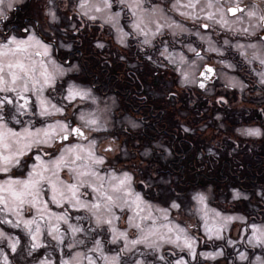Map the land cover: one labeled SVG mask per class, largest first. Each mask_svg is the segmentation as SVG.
<instances>
[{
  "label": "rangeland",
  "instance_id": "obj_1",
  "mask_svg": "<svg viewBox=\"0 0 264 264\" xmlns=\"http://www.w3.org/2000/svg\"><path fill=\"white\" fill-rule=\"evenodd\" d=\"M28 0H4V3L0 5V39H7L10 36H16L17 38L26 39L29 34L36 35L40 40H42L45 44L50 45V55L49 57H43V56H35L34 59L39 62L43 60L45 63L48 62L49 59H51L56 66L63 69L64 75L58 76L56 80V84L54 88H48L45 90L44 95L46 97H49L53 103H56L58 106H66L64 115H54L48 118H41L38 116H28L25 115L23 117L17 116V119H20L22 121L21 124L14 123L10 118L8 119V126L13 128L16 131H20L23 126H29L31 127L34 125L36 128L43 127L45 123H53L57 120L60 121H70L71 125L75 122L80 123L79 116L81 113L87 114V113H94L96 116H98L101 120V122L104 125V128L106 130L101 131H89L85 128V130L89 131L90 134L88 135L89 139H94L96 141L95 150L97 155L105 157V163L103 166H99V171L102 174L107 175L110 172H114L116 175H120L123 172H127L132 177V187L136 192H139L146 202H148L150 205L153 206V216L157 217V224L162 225L164 223H167L168 221H165L159 212L155 211L156 208L160 209H169L168 213V220L179 225L180 227L184 228L187 232V234L195 239V244L193 245L194 248V255L193 253L189 252L187 249H180L176 248L172 244L164 243L159 241L158 236L152 237L153 240H156L158 243V249H153L147 247L145 244H138L136 246H132L130 243H127L125 240L121 239L117 241L116 243H111L112 233L109 231L108 225H102L100 228L96 227V224L94 222V219L90 218V214L84 210H76L73 208L70 204L65 203L64 206L57 207L54 203H51L49 201V208L51 209V212L53 213H63L69 217L68 224H71L73 226H79L83 227L85 229V232L77 233L75 238L71 235L70 230H68V224H64L63 222L59 223V227L61 229V233L67 232L65 244L72 243L74 239H83L85 241V244L77 245L75 248L69 249L65 247V245L61 244L58 245L56 241L52 240L51 237H48L46 232L48 228V221H44L41 224L42 232L44 233L41 236V242L44 245L42 248L43 254L39 257H34L33 254L37 253V249L35 251H31V239L27 235L26 230L21 227H13L12 225H9L5 223V225L9 228L4 227L0 224V230H2L9 239H0V264H5L4 257L7 256V264H41V261H47L49 264H61L63 260L69 259L71 256L75 255L76 252L86 253L87 255L92 256L94 259H96V264H107L103 259L99 258V254L97 253H89L87 252L88 248L93 247L92 243V237H95L96 239H100L104 241V254L111 258L112 256H119V264H176L177 260H183L184 264H196V258H202L206 260H211L219 256H223L225 253V248H227L229 253L231 254L228 258L229 263L232 264L234 261L242 263L245 262L246 264H259V261L257 260V257L260 258L261 261H264V246H253V244L248 242V237L251 235V228H249V225L256 224L261 225L264 224V221H249L247 220V217H245L244 214L240 212H228V211H222L221 209L217 208L216 206H213L209 201V193L205 190L196 189L192 190L189 193L188 199L183 198L182 202L184 203V207H182L181 202H177L176 200H170L171 202L168 205H162L157 201L151 200L149 198H146L144 194L139 190V187L137 186L138 180L140 178L137 176L141 173L142 165L145 164L144 161H142L138 156L142 154L143 156L149 155L150 152L153 151L152 146L149 144H128L125 142L120 143V145L116 144V140H111L109 135H113L114 137L122 139V136L119 137V134H121V129L124 124H126L127 127L134 128L132 125H139L138 119L131 116L128 111L126 113L121 112L120 109H116L117 102L114 99L113 95H102L95 92L92 87L86 83L81 84L79 81H75L71 78H68L66 76V73L72 72V69L78 68V64L76 62H73L72 64H67V62H60L55 55H54V49L53 45L48 42L47 40H44L39 35V32L41 30L38 27L37 23V12H38V6H35V9L31 11V14H27V16L23 15L21 16V11L19 13H16L18 15L19 20L21 17L22 20L15 21V13L14 9L17 10L22 5H27ZM163 0H144L143 8L147 11L142 13L145 20L147 19H159L161 16H164L165 19H161V23H171L172 21L177 22L178 24L182 25L183 31H181L180 28H164L163 34L167 31L169 32L170 42H168L165 37H160L158 39L157 35L155 39L149 36L147 37L149 40L152 41L157 40L156 46H155V55L153 57V60L158 63L161 67H169L170 65L172 69L177 73V84L181 87L187 86L188 84L194 83V76L195 72L199 70L198 64L200 63L201 59L207 54L209 58H212L216 63L220 70V81L225 82L228 85H231L238 90H244L249 85L248 80L244 77V75H241L238 70H240V63H236L234 60H231L229 57L230 54L226 55L225 41H228V43L233 42V45L236 49H239V52L242 56H244L245 51H249L253 55L261 56L264 55V52L262 51V47L258 43H254V48L248 47V42H243L241 40L235 39L232 41L231 38L222 36L221 39L216 40L212 36V30H210L212 23L215 24L216 22L208 20V23L210 24V27L206 29H202L200 27L193 26H187L186 25V17L180 15V13L173 9V3L174 0H170L169 5L162 3ZM79 0H52L50 3L49 0H46L44 3L43 11L46 12L47 18L44 19V21H47V23H43V30L48 33L51 37L54 35L52 34L53 31L59 30L61 25H64L67 23V16L69 14L75 15V12H79L80 15L84 18V20H90L89 22H99L98 24H104L106 26L107 31L109 32L106 34V38H110L113 43H116L120 47L128 45V41L130 39L131 34L138 39L139 43H142V41L145 39L144 36H138L135 34L132 28L133 23V17L131 15V12L127 10V7L125 5H121L119 0H115V3H113V6L110 10H106L105 12L96 13L94 10L91 11L90 15H95L98 17V19L91 20L87 16H84L81 14V9L78 7ZM21 5V6H20ZM204 7V11L201 12L200 8ZM153 8L157 9L155 13H153ZM219 8L218 5L215 7L209 9L204 6L203 0L202 3L197 5L196 13L195 14H204V12H215L216 9ZM57 9H66L67 12H61L60 15L58 14ZM123 9V11H121ZM13 11V12H12ZM180 11H191L190 9H180ZM50 12L55 14V19L52 18V15H50ZM120 12L121 15L119 17V26L123 28L124 32L129 33L127 37L124 38V42L121 43V35L117 31V28L113 26L112 23H105V20L109 17V15ZM225 18L229 21V26H235V27H243L244 22L243 21H237L236 18H229L227 17L226 13ZM4 18V19H3ZM184 19V20H183ZM193 19V18H190ZM216 19H220L219 13H217ZM26 20V21H25ZM8 24H7V22ZM54 25H50L51 22H54ZM78 21L75 19V16H73L71 22L68 25L70 29L77 26ZM220 25L219 23H216ZM110 26V27H109ZM150 28L153 30L155 29V25H149ZM147 31V29H146ZM167 34V33H166ZM67 36L65 34H61V37ZM109 39V40H110ZM165 39V40H164ZM73 38H70L69 42L64 43V47H70L71 44L74 45V42L72 41ZM91 41V42H90ZM95 46L96 49H99L101 47H98V45L102 44L104 45V38L103 37H97L94 40L92 38L88 39L89 43H92ZM106 43V42H105ZM244 45L243 48H238L237 45ZM252 44V43H251ZM152 45H149L148 47H151ZM147 47V46H145ZM142 47L140 48L143 50ZM200 48L201 55H196V50ZM210 48H216L219 49V52L222 53V55L218 54L216 51H210ZM167 49V51H165ZM191 49H195V51H192ZM32 51L35 53L36 51H42L38 48H33ZM191 53V55H188V53ZM243 53V54H242ZM63 56L60 57L63 59ZM181 57H183V62H181ZM253 60V59H251ZM255 62L257 63H250L249 68L251 69V74L254 77V80L251 82L257 84L258 87L261 88L262 95L261 99H264V84L260 82L261 76L260 73L264 72V65H262L259 62V59H255ZM245 64V63H244ZM200 65V64H199ZM226 65H231V67H227ZM51 67V65L49 66ZM238 69V70H237ZM243 70V69H242ZM244 71V70H243ZM196 72V73H197ZM246 72V71H244ZM185 76L187 77L185 79ZM65 81L63 82V80ZM189 81V82H188ZM191 82V83H190ZM167 83V82H166ZM70 85L76 86L80 89L90 90L91 91V97L88 100L81 101L79 99L72 101L71 104L65 99H63L64 96L67 95V90ZM59 90L55 93L54 90ZM263 89V90H262ZM53 92L55 94H53ZM7 95L8 97L12 98L14 100V103L19 104L23 101H19L16 99V97L12 93H0V97H4ZM57 95L60 97V100L57 98ZM30 100L35 104V97H32L31 94H29ZM93 99L95 102H93ZM35 110V108H33ZM9 112H15V108L13 105H5V115ZM35 119V120H34ZM32 121V125H29L27 122ZM136 126V127H137ZM187 128V127H186ZM246 129H259L260 133L262 134V128L258 123H252L240 126L236 129V133L242 134L246 137H259V136H249L244 135L243 132ZM115 130H118L119 133H114ZM217 137L219 136V132L223 133L221 130H218L216 128H207L205 132L207 134H212L213 132H217ZM153 147H164L167 150V146H164L163 140L158 141H152ZM76 144L81 143L84 145L88 144V141H81L79 139H69L68 141H64L62 143L60 142H53L52 147H42L41 149H33L31 152L28 153V157L25 160H28L27 163H22L21 167L14 168L12 171H16L18 175H14L17 177H23L26 176L28 169L30 166L36 161L32 158L35 156L37 151L41 152H47L51 154L53 157L58 156L60 153V149L66 145V144ZM111 145L112 151H105L107 149V146ZM155 148V147H154ZM160 152L161 150H157ZM135 153L134 156L132 154ZM118 156H120L123 160L118 161ZM130 157V158H128ZM141 157V156H140ZM49 157L45 156L44 159L47 160ZM142 158V157H141ZM143 159V158H142ZM19 170L21 172H19ZM19 172V173H18ZM13 173V172H12ZM10 175H12L10 173ZM61 178L68 182H74L68 173L67 170H64L60 173ZM2 174H0V179H4ZM81 193H88L86 196H82V199L90 200L91 196L94 195V193H91L89 189L87 188H81ZM239 193L240 196H246L247 193L240 189V188H232L231 191V198H236V194ZM261 196L264 198V192L259 191ZM197 194H203L206 199L204 204H200L197 202L196 199H194ZM51 192L48 191L44 194L43 199L48 200L50 197ZM239 196V197H240ZM186 200V201H185ZM175 201L177 204L180 205L179 208H171V204ZM113 212L115 215L119 216L120 219L118 221H113L114 226L121 231L126 230L128 234L129 241L132 239H136L140 233L139 230L130 227L128 222V217L132 215L131 212L125 210L124 212H121L119 208H114ZM219 212L221 214V217H238L239 219H234L231 222L227 223L226 227L221 228L220 231V238L219 240L222 242L224 240V244L220 243L217 247H211L210 245H207L205 247H202L200 244V237L197 236L191 229L188 228L186 222H184V216H193L197 217L199 219V232L201 235L204 236V241H208L211 243L212 241H215L217 238L214 236L212 238H209V234L206 233L205 230V220H207V224L209 226L213 225L214 223L216 225L223 224V220L216 217L215 213ZM205 213L207 215L205 216ZM25 218H32L33 216H36V212L34 209H29L24 213ZM81 217H89L88 219H80ZM2 218V217H0ZM11 219H15L14 217H9ZM191 221V219H189ZM141 223L142 227H149L151 226V221H138ZM52 223H56L55 220L52 221ZM35 226L33 225V228ZM91 229L92 231L89 232L88 230ZM161 232L166 231L165 229H161ZM98 234V235H97ZM18 239L20 243L17 245V249L15 252L11 250L10 247V241ZM31 251V254L29 252ZM221 253V255H214L215 253ZM241 252H244L247 256V259L241 260L239 254ZM19 254H25V258L18 257ZM208 254H213L212 256H209ZM163 256L164 259L161 260L159 257ZM214 257V258H213ZM79 264H87L86 260H79Z\"/></svg>",
  "mask_w": 264,
  "mask_h": 264
},
{
  "label": "snow or ice",
  "instance_id": "obj_2",
  "mask_svg": "<svg viewBox=\"0 0 264 264\" xmlns=\"http://www.w3.org/2000/svg\"><path fill=\"white\" fill-rule=\"evenodd\" d=\"M51 3L52 0H49ZM121 5H125L127 10L131 12L133 17L132 28L136 35L144 36L143 44L151 45V40L147 37L149 34L153 39L157 35L163 34L164 28H180L183 31L182 25L175 21L171 23H161V19L166 18L161 16L159 19L145 20L142 13L147 10L143 8L144 0H119ZM219 0H203L204 6L211 9L218 4ZM243 0H236L233 7L227 9L237 21H242V17L237 16V13H243L249 20L255 18L259 21V26L264 28V0H260L259 13L256 9L247 10L240 5ZM4 0H0V5ZM115 3V0H79L78 7L81 9V14L87 16L91 20L98 19L95 15H90L91 11L96 13L110 10ZM202 0H174L173 9L178 11L180 15L188 18L199 19L196 15L197 5L201 4ZM180 9H190L191 11H180ZM123 11V9H121ZM157 9L153 8V13ZM204 11V7L200 8ZM217 13L220 19L217 20ZM52 18L55 19V14L50 12ZM121 13L115 12L105 20V23H112L121 35L120 42H124V38L130 35L123 31L119 26V17ZM205 19L219 23L221 27L229 26V21L225 18L224 11L217 8L215 12H208ZM155 25V29L149 25ZM257 25H250L240 29L245 35H252L250 28H255ZM204 28L210 27L209 24L202 25ZM147 29V31H146ZM227 44L228 41H225ZM98 47H103L102 44ZM238 48L245 47L244 45H237ZM248 47L254 48L255 45L250 44ZM33 48L41 49L42 51H32ZM195 51V49H191ZM167 51V49H165ZM210 51L219 49L210 48ZM243 54V53H242ZM43 56L49 57L50 45L45 44L36 35L29 34L26 39L10 36L7 39H0V93H12L17 100L23 101L16 104L14 100L7 95L0 97V174L4 179H0V224H9L13 227H21L26 230L27 235L31 239V251H35L44 245L41 242V236L44 234L41 229V224L48 221L47 236L56 241L58 245H65V247L72 249L77 245L85 244L83 239H74L72 243L65 244L67 232L61 233L59 223L68 224L69 217L63 213H53L49 208V201L54 203L57 207H63L65 203L70 204L76 210H84L90 214V218L94 219L97 228L102 225H108L109 231L112 233L111 243L123 239L130 243L133 247L138 244H145L149 248L158 249V243L152 237H157L159 241L172 244L176 248L187 249L194 253L193 245L195 239L189 236L186 230L179 225L168 220L169 209L156 208L161 217L168 221L162 225L157 224V217L153 216V206L145 201L143 196L136 192L132 187V177L127 172H123L119 176L114 172L107 175L102 174L98 169L105 163V157L97 155L95 150L96 141L89 139L84 129L91 131L106 130L100 118L94 113H81L79 120L80 126L73 127L70 121L57 120L53 123H45L43 127L36 128L32 125V121H28L29 126H23L20 131H16L8 126V119L10 118L14 123L21 124L22 121L17 119V116L23 117L38 116L41 118H48L54 115H64L66 106H58L53 103L49 97L44 95L45 90L54 88L58 76H63V69L55 65L49 59L47 63L43 60L37 62L33 57ZM197 56L200 54L197 52ZM253 59H259V62L264 65V55H253ZM183 62V57H181ZM51 65V67H49ZM231 67V65H226ZM206 71L211 73L213 69L207 67ZM203 75V73H202ZM260 82L264 84V72L260 73ZM187 77L185 76V79ZM203 86V85H201ZM29 94L35 97V104L30 100ZM92 98L91 91L80 89L76 86L70 85L67 90V95L63 99L67 100L69 104L77 99L84 101ZM93 102L94 99H93ZM13 105L15 112H9L5 115V105ZM35 108V110H33ZM133 127L137 125L133 124ZM244 135L259 136V129H246ZM76 137L81 141H88L87 145L76 143L66 144L60 149L58 156L53 157L47 152L37 151L32 157L36 163L32 164L27 171L26 176L17 177L10 175L14 168L22 166L25 157L34 148L41 149L42 147H52L55 141H68L70 137ZM105 151H112L111 148ZM45 156L49 158L44 159ZM67 170L74 182H68L61 178L60 173ZM81 188H87L94 195L90 200L82 199V196L88 193H81ZM50 191L51 195L48 200L43 199L46 192ZM240 196L236 194V198ZM198 203L204 204L206 197L203 194H197L194 197ZM171 208H179L180 205L175 201L170 206ZM114 208H119L121 212L125 210L132 213L128 217L130 227L139 230L140 235L136 239L129 241L127 231L118 230L113 221H118L119 216L113 212ZM29 209H34L36 216L32 218H25L24 213ZM207 213H205V216ZM216 217L223 220V224L211 226L205 220V230L209 234V238L213 236L217 239L220 236L221 228L226 227L227 223L238 217H221L219 212L215 213ZM9 217H14L11 219ZM89 217H81L80 219H88ZM55 220L56 223H52ZM138 221H151V226L145 228L141 226ZM33 225L35 226L33 228ZM251 228V235L248 237V242L253 246H264V224L249 225ZM161 229L166 231L161 232ZM68 230L75 238L77 233L85 232L83 227L73 226L68 224ZM89 232L92 230L89 229ZM98 235V234H97ZM0 239H9L7 235L0 230ZM20 243L18 239L10 241V247L13 252L16 251L17 245ZM93 247L88 248L87 252L99 254V258L103 259L107 264H119V256H112L109 258L104 254V241L92 237ZM31 251L29 254H31ZM212 256L213 254H208ZM214 255L218 256L221 253L217 252ZM241 260L247 259L244 252L239 254ZM214 258V257H213ZM86 260L87 264H96V259L86 253L76 252L67 260H63L61 264H79V260ZM159 259L163 260L161 256ZM5 264H7V256L4 257ZM259 264H264L257 257ZM41 264H49L47 261H41ZM139 264V262H137ZM176 264H184L183 260H177Z\"/></svg>",
  "mask_w": 264,
  "mask_h": 264
},
{
  "label": "trees",
  "instance_id": "obj_3",
  "mask_svg": "<svg viewBox=\"0 0 264 264\" xmlns=\"http://www.w3.org/2000/svg\"><path fill=\"white\" fill-rule=\"evenodd\" d=\"M38 1L28 0V6L20 5L13 11L15 14L21 11V16L28 17L38 6L36 18H39L46 13L43 11L45 0ZM57 10L59 15L60 11L67 12ZM22 18L17 20L16 14L14 20L20 22ZM105 29L89 23L76 34H68L74 42L68 50L69 58H75L78 68L67 77L90 85L98 94L112 93L118 98V109L139 113L137 129L128 127L127 132L122 131L126 143L149 144L153 149L147 156L140 154L143 159L138 156L145 162L137 175L139 190L146 198L168 205L170 200L184 204L183 198L188 199L192 190L201 189L210 194L208 201L222 211L240 212L249 221H264V198L259 193L264 192V99L260 98L261 88L251 82L254 79L245 77L250 86L241 91L220 84L218 98L203 93L194 96L183 87L179 89L173 69L160 67L140 51L135 59L137 51L133 45L124 49L113 45V52L106 60L103 49H96L93 41L88 42L89 38L102 37ZM239 73L243 75L240 70ZM255 122L262 128L261 136L236 133L238 127ZM211 127L223 133L219 132L218 138V131L208 135L205 130ZM158 140H163L167 150L153 147L152 141ZM119 159L122 160L120 156ZM232 188H240L247 195L231 198ZM220 243L225 242L205 240L201 246L217 247ZM225 250L223 256L211 260L199 257L195 262L230 264V251ZM42 254L40 248L33 255ZM232 264L246 263L234 261Z\"/></svg>",
  "mask_w": 264,
  "mask_h": 264
},
{
  "label": "flooded vegetation",
  "instance_id": "obj_4",
  "mask_svg": "<svg viewBox=\"0 0 264 264\" xmlns=\"http://www.w3.org/2000/svg\"><path fill=\"white\" fill-rule=\"evenodd\" d=\"M235 3H236V0H219V2H218L217 5H218V7L220 9H222L224 11V13H226L227 17H229V18L230 17L231 18H236V17H233L230 13H227V9L229 8V6H234ZM240 6L242 8H245L246 11L247 10L256 9L257 12L259 13L260 0H243V2L241 3ZM207 13L208 12H204V14H198L197 13L196 15H198L200 17L199 19H194V18L193 19H190V18L184 16V17H186V19H185L186 25L187 26H193L194 25L195 27L198 26L200 28H204V27H202V25L209 24L208 23V19H205V16H206ZM237 16L242 17V21L244 22L243 27H241V26L240 27H235V26L221 27V25H218L216 23L215 24L212 23L213 37L216 40H218V38H219L218 35L219 34H221V35L228 34V35H231V36H236L235 38L232 39V41H234L235 39H238V40H241L243 42H248V45H250L251 43L252 44L258 43V44L261 45L262 51L264 52V28H262V27L259 26V21L257 19H255V18L249 20V18L246 15H244L243 13H237ZM71 20H72V18H71V16H69L68 22H71ZM7 24H8V22H7ZM250 25H257L255 28H250V31L253 32L252 35H245L242 31H240V29L245 28V27H250ZM60 32L61 33L67 32V27L61 26ZM77 32H78V30L76 32L74 30L71 31V33H73V34H76ZM52 34L54 35L53 37H51L48 33H41V32H39V35L41 36L42 39L47 40L48 42L50 41V43L53 45V48L55 49L54 55H55V57L58 60H60V62H67L68 65L69 64H72L75 61V58H73V59L72 58H69L70 53L68 52V50L70 48H72V47L70 46V47L64 48V46H63L64 43L70 41V38H68V36L61 37V35H59L56 31H53ZM135 45H136L135 50L137 51V53L134 56V58L136 59V58H138V55H139L138 52L140 51V49H138L139 48V42L136 41L135 42ZM141 45H142L141 48L147 46V47L143 48V50H141L142 51L141 54L145 58L152 59L153 58V52H154L155 47L154 46L148 47L149 45H146V44H143V43H141ZM151 45H154L153 44V41H152ZM226 46H228V47L231 48L230 50L233 52V54L234 53H237L238 58H237L236 54H234V57H236L237 60L243 61V62H247V63H249V62L252 63V62L255 61V59H253V57H252V53L249 52V51H245L244 52V56H242L240 54V52H239V49H236L234 47L233 42L227 43ZM102 48H103L102 55L105 56L106 57V60H107L108 57H109V55H110V53L107 51V47L106 46H103ZM63 51H64V53H61ZM61 54H67L68 57H66L65 59H61L60 58V55ZM199 54L201 55L200 52H199ZM188 55H191V53L189 52ZM251 59H253V60H251ZM206 63L215 65V67H216V73L217 74H216V77L212 80V78L214 76V74L212 73L208 77V80H211V81H209L203 87H200L203 84L202 83L199 84V85L197 84L196 75L199 72V70L201 69V67L204 64H206ZM199 64H198L199 70H198V72L196 71L197 73L195 72V76L193 78L194 79V83L192 84L190 82L191 84H188V87H185V91H190L191 94L194 95V96L196 94L203 93V94H206V95L207 94H211V95L214 96V98H218V92H219L218 89L220 88V84L223 85V86H225V87H229V86L225 82H222V80L220 81V70H219V68L217 66V63L212 58H209L208 55L206 54L203 57V59H201V61H200ZM72 71L74 73H76L77 72V69L74 68V69H72ZM105 78L107 79V74H106ZM108 79H109V77H108ZM106 83H107V81H106ZM120 92H122V91L120 90ZM107 94L112 95V93H105L104 96H106ZM124 97L127 98V96H125V95H124ZM114 98H115V100L117 102V99L118 98L116 99L115 96H114ZM116 109H118V107H116ZM120 110H121V112L126 113V111H123L122 109H120ZM128 113H130V115L133 116V117H135L136 119H137V115H139V113H137V114H134V113H131V112H128ZM7 115L8 114H6V116ZM72 126L75 127V123H73ZM135 128L137 129V127H134L132 129H135ZM84 131H85V133L87 135L90 134V132H88L86 130H84ZM122 131H125V132L128 131V127L126 126V124H124L122 126V129H121L120 132H122ZM114 133H117L118 134L119 131L118 130H115ZM122 135H125V133L119 134V137L122 136ZM72 137H74V136H72ZM72 137H70V138H72ZM108 137H110L111 140H116V144L117 145H120V143L123 142L124 141L123 139L125 138V136H123L122 137L123 139H120V138L114 137L113 135H109Z\"/></svg>",
  "mask_w": 264,
  "mask_h": 264
},
{
  "label": "water",
  "instance_id": "obj_5",
  "mask_svg": "<svg viewBox=\"0 0 264 264\" xmlns=\"http://www.w3.org/2000/svg\"><path fill=\"white\" fill-rule=\"evenodd\" d=\"M230 7H233V6H229V8ZM207 67H211L212 69H213V72H211V73H209V72H207L206 71V68ZM215 72V68H214V66L213 65H210V64H205L202 68H201V70H200V72L197 74V83L198 84H203L204 85V83H206L208 80V77L212 74V73H214ZM202 73H203V75H202Z\"/></svg>",
  "mask_w": 264,
  "mask_h": 264
}]
</instances>
